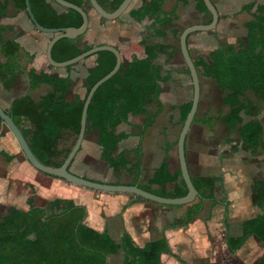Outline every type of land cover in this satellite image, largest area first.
Masks as SVG:
<instances>
[{
  "label": "crops",
  "instance_id": "0c3cea01",
  "mask_svg": "<svg viewBox=\"0 0 264 264\" xmlns=\"http://www.w3.org/2000/svg\"><path fill=\"white\" fill-rule=\"evenodd\" d=\"M143 1L133 0L119 19L104 23L91 10L84 40L94 46L115 47L120 53L121 63L144 59V45L162 47L153 61L165 78L159 84L161 92L158 101L161 110L158 111V104L153 101L146 106L144 114H129L126 122L116 127L115 134H125L126 137L119 141L112 154L109 147L99 146L96 130H87L69 171L91 181L135 185L149 192L168 195L174 186L181 187L178 180L163 187L151 180L165 157L169 174L179 170L177 139L183 125L182 115L192 99V86L179 52L178 38L188 27L207 25L211 16L199 11L194 0H165L162 12L164 15H173V19L162 35H153L150 27L152 19L134 18ZM253 1L264 5V0H211L218 12L216 29L192 33L187 39L188 51L194 64L208 63L209 54L221 44L236 45L238 40L245 38V24L252 20V13H247L243 7ZM3 4L4 8L0 12V27L3 30L1 37L3 42L14 40L16 63L9 65L10 62H6L1 54L0 62H6L3 68L12 66L16 75L9 90L3 87L0 80V108L17 120L21 129H27L25 117L30 104L37 103L51 91L50 85L41 82L43 75L50 80L68 77L70 87L65 100L72 102L76 97L83 99L86 93L85 77L87 70L94 66L95 57L70 66V70H66L67 67H51L45 59V49L51 36L33 28L25 11L17 10L12 2L0 0V5ZM89 34L95 41L86 39ZM198 77L200 100L186 135L185 157L192 179L219 178L220 183L214 185L213 201L197 198L188 205L165 206L142 201L129 194L95 192L48 177L31 167L11 132L2 125L0 204L7 202L4 198L1 200V191L9 181H13L19 186L13 198L16 209L28 210V199H32L36 207H44L49 201L60 199L63 204L58 211L71 206L84 207L85 225L99 233L106 232L115 243L120 242L124 232L138 247L165 237L171 254H161V264H257L264 257V245L256 237H249L236 252L231 253L226 248L225 234L232 238L240 236L242 222L261 214L253 204V183L258 180L256 173L260 172L262 154L244 157L240 161L245 163L239 165L238 172L231 170V162H235L231 156L239 153L240 147H236L238 137L231 134L219 120L228 112V108L222 105V95L214 80L201 74ZM25 97L29 103L12 109L13 101ZM247 99L259 109L260 117L262 110L259 101L251 94H247ZM149 116H154L153 122L143 130V123ZM248 120L250 118H245V121ZM225 142L229 144L227 147L224 146ZM137 150L139 168L135 164ZM120 153H127L128 164L114 171L108 164V158ZM7 157H11L9 162ZM193 215V219L183 226L185 219ZM223 222L227 225L226 230Z\"/></svg>",
  "mask_w": 264,
  "mask_h": 264
},
{
  "label": "trees",
  "instance_id": "16d2710c",
  "mask_svg": "<svg viewBox=\"0 0 264 264\" xmlns=\"http://www.w3.org/2000/svg\"><path fill=\"white\" fill-rule=\"evenodd\" d=\"M8 1L12 2L17 10L25 11L24 0H4ZM28 1L35 21L43 28H77L82 23L78 13L62 9L52 0ZM64 1L82 8L89 18L92 9L88 0ZM96 1L108 13L114 12L122 2V0ZM164 1L145 0L134 14L137 20L145 17L152 19L150 27L153 35H162L173 19V15H164L162 12ZM194 1L199 11L208 13L203 0ZM3 8L4 4L0 5V12ZM243 10L252 13V20L245 24V38L238 40L236 45L221 44L209 54L208 63L194 66L198 74L213 79L219 88L222 95L221 103L228 108V112L219 120L231 134L238 137L236 147L239 146L250 155L256 156L264 153V127L259 119V109L248 101L247 94H251L264 104V5L253 1L245 5ZM100 20L101 23L105 22L103 19ZM210 22L211 20L208 24ZM2 31L0 27V54L6 62H10L9 65H12L16 63L15 42L14 40L3 42ZM144 40L146 41V38L143 42ZM92 47L94 45L85 41L84 35L74 40L61 39L54 44L51 57L55 62H64ZM144 50L146 54L144 59L121 63L119 70L97 88L88 106L86 131L96 130L99 146L109 147L111 154L116 150L119 141L126 137L125 134L116 135L115 130L119 124L126 122L129 114H144L146 106L153 101L157 102L158 111L161 110L158 101L161 92L159 84L164 82L165 78L161 76L153 61L162 47L144 45ZM6 62H0V80L3 87L9 90L15 81L16 71L12 66L3 68ZM114 65L115 57L111 53L105 51L97 53L94 66L87 70L84 98L76 97L72 102L65 100L70 87L68 77L50 80L43 75L41 82L50 85L51 91L37 103L30 104L25 117L28 122L27 129H21L17 120L7 113L21 130L30 150L40 163L53 168H59L63 164L76 142L87 92L96 81L109 73ZM66 70H70V67ZM186 72L188 74V71ZM26 102L29 103L27 97L17 99L13 101L12 109L19 108ZM190 107L191 102L182 115L181 124ZM154 116H149L145 120L143 130L152 124ZM245 118L250 120L245 121ZM2 125L0 120V130ZM126 154L110 156L109 166L114 171L125 168L128 164ZM135 154L136 168H139L138 150ZM10 160L11 157H7V162ZM167 167L165 157L154 172L151 182L163 187L178 180L181 187L174 186L168 195L150 193L166 198L184 197L187 190L180 171L169 174ZM191 181L199 199L213 201L214 185L220 183L219 178H191ZM27 202L28 210L10 207L0 218V264H107V258L118 253L122 254L121 264H161V254H171L165 237L138 247L124 232L120 242L115 243L106 232L99 233L85 225L86 211L82 206H71L58 211L63 200L49 201L44 207L34 206L32 199H28ZM253 204L261 214L242 222L240 236L232 238L225 234L228 252H236L251 236L256 237L264 245V174L253 183ZM226 215L225 211V218ZM193 217L194 215L187 217L183 226ZM223 225L226 230V223L223 222ZM257 264H264V257Z\"/></svg>",
  "mask_w": 264,
  "mask_h": 264
},
{
  "label": "water",
  "instance_id": "95a60500",
  "mask_svg": "<svg viewBox=\"0 0 264 264\" xmlns=\"http://www.w3.org/2000/svg\"><path fill=\"white\" fill-rule=\"evenodd\" d=\"M52 1L64 10H73L76 13H78L82 19V23L77 28H74V27L59 28V29L43 28L39 24H37V22L35 21L32 15L30 6H29V1L24 0L25 13L29 21L33 25V27L38 32L51 36L50 40L47 43L46 49H45V59L48 65H50L51 67H55V68L70 67L88 58L95 57L97 53L103 52V51L109 52L115 57V65L109 73H107L101 79L96 81L91 86L89 91L87 92L86 97L84 99L83 107H82L81 118H80V128H79V133H78L76 142L73 148L71 149V151L69 152L68 156L66 157L65 161L59 168L45 166L36 159L32 151L30 150L28 143L25 140L19 127L14 123L13 119L2 108H0V120L2 121L3 125L13 135L26 161L31 165V167H33L36 171L40 172L43 175H46L48 177H53L56 179H60L68 184L81 187L87 190L95 191V192L112 193V194H129V195H133L135 197H138V198H141V199L153 202V203H157L160 205H165V206H184V205H188L192 203L195 199L199 198L198 192L195 190L192 184L191 177L188 171L186 157H185L186 135L196 115L199 100H200L199 77H198L197 70L194 66V63L191 59L190 53L188 51L187 39L192 33L210 32L216 29V26L218 23V12L216 8L213 6V4L211 3V0H203V3L208 13L211 16V22L207 25H195V26L188 27L180 33L179 38H178L179 52L181 54L185 67L188 71V75L190 77L191 86H192L191 107H190L189 112L186 115V118L183 122V125L181 127V130H180V133L177 139V158H178V164H179V171H180L181 179L187 190V194L184 197H179V198H166V197L158 196L150 192H147L145 190H142L141 188L135 185H132V186L130 185H111V184L91 181V180L76 176L69 171V166L72 163L75 155L79 151L84 135H85L87 110H88L90 101L92 99V96L99 86H101L103 83L109 80L119 70L120 65H121V56H120L119 51L115 47H112L110 45H99V46L92 47L90 50H87L70 60H67L64 62H55L51 57V51H52L54 44L61 39L74 40L78 37L85 35V33L87 32L89 28V18L82 8L74 4H71L64 0H52ZM132 1L133 0H122L120 5L117 7V9L114 12L108 13L99 6L96 0H88L93 12L99 18L105 21H115L119 19L122 16V14L127 10V8L129 7Z\"/></svg>",
  "mask_w": 264,
  "mask_h": 264
},
{
  "label": "rangeland",
  "instance_id": "374dc122",
  "mask_svg": "<svg viewBox=\"0 0 264 264\" xmlns=\"http://www.w3.org/2000/svg\"><path fill=\"white\" fill-rule=\"evenodd\" d=\"M91 36H92L91 34L87 35L86 39H89V41H95V40H92ZM258 103L260 105V109L262 110L259 119L261 120V123L264 127V107H262V104L260 102H258ZM230 136L237 139V137L234 135L230 134ZM263 144H264V137H263ZM227 145H229V144L227 142H225L224 146L227 147ZM238 150H239V153L237 152L234 155L231 154L232 155L231 157H233L235 159V162H231V167H230L231 170L233 169L234 173L238 172L237 170H238L239 165H242L243 163H245V161H243V163H242L240 160L243 159L244 157L250 156V154L247 151H243L240 148H238ZM231 153H234V152L231 151ZM261 159H263V160L260 164V172L256 173V176H257L256 179H259L264 174V153L261 155ZM248 163L249 162H246V164H248ZM250 173H252V172L250 171ZM3 176L4 175L2 173L1 178H3ZM17 189L19 190V186H17V184L14 183L13 181H9L7 186L1 191V200L4 198L7 200V202H3L5 204H3L1 202L2 204H0V218L5 214V210L7 208L12 207V206L17 207V205L15 204V200L13 201V198H15L14 194L16 193ZM27 192H28V194H30L29 189H27ZM121 261H122V254L118 253L114 256H110L107 260V264H121Z\"/></svg>",
  "mask_w": 264,
  "mask_h": 264
}]
</instances>
